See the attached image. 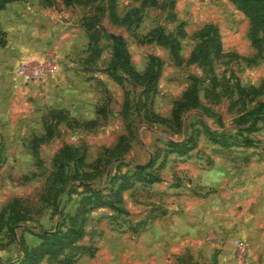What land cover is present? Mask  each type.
Instances as JSON below:
<instances>
[{
	"label": "rangeland",
	"instance_id": "rangeland-1",
	"mask_svg": "<svg viewBox=\"0 0 264 264\" xmlns=\"http://www.w3.org/2000/svg\"><path fill=\"white\" fill-rule=\"evenodd\" d=\"M56 1L50 9L57 21L43 54L58 61L57 72L31 82L15 77V65L26 55L10 37L4 47L8 59L0 64V262L19 264L23 250L39 243L35 232L68 226L86 186L105 193L114 173L144 168L158 171L160 179L124 190L120 210L90 209L80 218L84 233L75 246L52 263L44 257L38 264H264V119L250 133L251 145L223 146L206 132H239L237 117L264 101V41L258 47L253 42L249 17L233 0H158V6L145 7L140 0H116L120 16L137 8L130 23L119 25L108 16L107 0ZM95 3L104 10L98 43L91 47L81 22ZM9 6L5 28L13 25L15 10L44 7L39 0ZM60 21L70 34L63 42ZM153 31L174 41L178 59ZM110 34L124 37L137 71L143 72L151 57L158 63L152 88L114 66ZM71 36L79 38L69 43ZM211 38L221 55L208 50L206 65L197 51ZM64 74L79 75L61 84L78 83L88 107L48 109L40 86ZM191 87L198 103L181 109L180 127L148 119L153 113L169 117ZM87 120L95 123L84 126ZM50 121L52 136L39 141ZM195 130L193 149L162 158L166 141H180ZM120 134L126 146L114 151ZM65 146L74 150L60 155L59 168L55 156Z\"/></svg>",
	"mask_w": 264,
	"mask_h": 264
},
{
	"label": "trees",
	"instance_id": "trees-1",
	"mask_svg": "<svg viewBox=\"0 0 264 264\" xmlns=\"http://www.w3.org/2000/svg\"><path fill=\"white\" fill-rule=\"evenodd\" d=\"M19 0H0V9L5 6L6 3ZM44 7H52L57 4L56 0H39ZM96 0H62L65 5L75 3L78 5H89ZM237 3L239 8L249 17L250 20V32L253 42L258 47L259 44L264 41V4L261 0H233ZM116 0H107V12L110 20L119 25L128 24L132 19V14H135L137 8L130 9L123 16L118 15L115 9ZM158 0H140V6H158ZM104 10V6L99 3H95L92 10L82 16L81 25L89 33V46L94 47L95 43H98L100 34H98V26L100 22V15ZM257 31H260L262 36H257ZM154 37L162 45H168L175 59H178L179 55L175 50L174 41L167 36L153 31ZM109 37L112 40V55L111 61L119 68L123 75L128 76L133 81L145 85V89H150L154 85L158 75V63H154L152 57L143 72L137 71L131 64L130 54L126 47L125 39L121 34H110ZM153 37V36H151ZM151 39V38H150ZM1 43V42H0ZM208 50H210L214 56L221 55L220 46L216 38H211L210 44L201 46L197 51V56L205 61L206 65L209 62L207 56ZM120 77V76H118ZM198 103L196 90L191 87L187 89L182 98L176 100L171 110L169 117H164L159 114H151L149 116L150 121H157L161 123H169L175 127L181 126L180 112L181 109L187 106H195ZM126 106V101L123 104ZM57 113L60 110H56ZM98 114H103V110L96 109ZM264 119V101L260 102L255 108L245 114H241L237 117L236 122L239 124L237 133L232 134L226 132L223 134H217V131L209 130L206 128L208 138L220 145L229 146L233 144L251 145L254 140L250 136L251 132L259 129L258 121ZM45 123V132L42 136L38 137L39 141L49 139L52 136L53 125ZM94 120H87L84 122V126H90L94 124ZM187 131V129L185 130ZM225 132V131H224ZM196 130L194 133L186 132L185 136L180 141L168 140L165 146L161 149L162 158L167 153H176L178 155H184L193 149L197 143ZM125 135L120 134L113 147L114 151H122L125 144ZM74 150L68 146L63 147L59 153L55 156V160L58 162V167H62V160L60 155H65L67 152ZM120 156V154H119ZM81 159V157L79 158ZM85 176H88V172H84ZM160 174L156 170H147L144 168H135L131 173H114L110 186H107L106 192L99 188L86 186L84 195L79 199L75 213L70 217V224L64 229L57 228L55 230H39L36 235L40 241L37 245H34L28 249H24L19 264H38V262L46 257L47 260L52 263L55 261L61 252L66 248L75 246L76 240H78L84 233V229L81 226L80 218L86 214L90 209L98 206H109L116 210L121 209L122 192L130 188L135 182H154L160 179ZM22 243V241H21ZM79 248V247H78ZM0 264H10L8 262H0Z\"/></svg>",
	"mask_w": 264,
	"mask_h": 264
},
{
	"label": "crops",
	"instance_id": "crops-1",
	"mask_svg": "<svg viewBox=\"0 0 264 264\" xmlns=\"http://www.w3.org/2000/svg\"><path fill=\"white\" fill-rule=\"evenodd\" d=\"M10 3L11 2L6 3L5 6L0 9V29H2L1 27H3L2 31H4L6 34L5 38H0V64H5V61H7L8 59V52L4 50V47L6 45V38L9 37L10 41L14 40L15 45H17L16 51H19L23 55H26L23 59L21 58L22 60L39 58L43 54V51L45 49L50 48L51 41L50 34L48 32L50 26H54L56 24L57 17L52 16L53 11H51L50 7L40 8L39 6L38 8L30 7L27 10L18 9L12 12V17L9 19V21L13 22L14 26L9 24V26H6L5 28L7 20H5L4 17L10 8ZM60 24L61 21L60 23H57V26H61ZM41 26L46 27L45 33H43V30H41ZM77 31L78 34L82 35V30H80V28ZM57 33L59 34L61 42L65 41L64 39H67V34L70 35L69 31H67L65 27L60 28ZM78 38L79 37L76 38V36H71L70 38H68V42H76ZM14 75L15 77L19 78L15 71ZM65 78L69 79V81L72 82L75 79L79 80V75L76 77L71 75L67 76V74H64L62 76H59V78L53 77V80L49 79L48 82L44 81L41 84L40 90L42 91V94L45 95L47 103L51 106L48 109L56 111L63 109V107L65 106L88 107V105H90V102L88 100L89 98L86 99L87 96L84 95L83 88H79L78 83L74 86H71L70 83L62 86L61 83L64 82ZM57 79H59L60 81ZM0 83L2 84L3 82ZM83 111L84 109H82V112Z\"/></svg>",
	"mask_w": 264,
	"mask_h": 264
},
{
	"label": "built area",
	"instance_id": "built-area-1",
	"mask_svg": "<svg viewBox=\"0 0 264 264\" xmlns=\"http://www.w3.org/2000/svg\"><path fill=\"white\" fill-rule=\"evenodd\" d=\"M58 69V61L46 51L37 59H26L18 62L14 71L23 82H31L51 76Z\"/></svg>",
	"mask_w": 264,
	"mask_h": 264
}]
</instances>
